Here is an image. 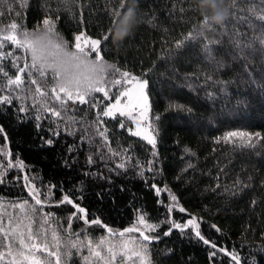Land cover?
I'll list each match as a JSON object with an SVG mask.
<instances>
[{
  "label": "trees",
  "instance_id": "obj_1",
  "mask_svg": "<svg viewBox=\"0 0 264 264\" xmlns=\"http://www.w3.org/2000/svg\"><path fill=\"white\" fill-rule=\"evenodd\" d=\"M231 2L227 0L228 9ZM253 6L259 13L264 0H238L228 10V19L213 25L214 30H204L198 12L189 10L194 8L191 0H139L133 34L119 48L110 41L102 49L106 62L148 81L155 149L131 135L128 118L100 115L112 99L102 93L94 94L96 107L68 101L65 114L51 95L50 71L41 77L31 68L30 49L4 41L0 53L13 55L0 57V97L9 96L12 103L0 104L4 130L0 132V228L7 232L20 225L27 242L31 226L39 235L37 243H47L49 250H56L53 233L61 245L81 241L88 245V240L106 238L99 248L104 252L118 245L111 238L120 236L108 233L104 226L117 233L139 226L138 216L144 215L148 224L158 225L156 232L147 234L160 236L148 245L151 264H235L199 240L191 225L183 234L173 229L171 235H163L173 221L188 225L194 220L201 235L236 255L242 264H264V139L253 136L252 146L223 139L228 132H259L264 137V45L258 39H264L260 30L264 22L250 11ZM110 7L119 8V0L111 4L105 0H28L26 8L21 7V0H6L0 3V36L8 34L3 30L16 22L22 25L21 32L30 34L29 41L52 37L35 31L50 17L56 21L53 35L69 44L82 32L100 38L109 28ZM193 31L203 35L177 49V42ZM31 44L39 58L36 42ZM206 47L215 57L212 62ZM20 68L25 72L20 73ZM16 75L23 79L19 88L7 83ZM33 79L47 96L35 92L38 85L31 83ZM44 104L61 115L43 111ZM48 139L54 143L46 144ZM9 162H22L23 167H8ZM120 164L124 167H117ZM25 177L42 204L29 194ZM65 195L85 209L89 220L98 218L103 226L74 218L70 235L68 218L76 209L60 203ZM25 201L23 208L16 206ZM45 214L51 215L45 219ZM125 235L139 238V233ZM8 245L0 232V252L5 254L0 264L13 259L7 255ZM12 250L27 252L19 248L18 233ZM213 251L216 255L210 258ZM72 252L65 264H101L81 261L85 250ZM37 255L47 257V252ZM17 259L27 264L22 257ZM48 260L55 264L54 257Z\"/></svg>",
  "mask_w": 264,
  "mask_h": 264
},
{
  "label": "snow or ice",
  "instance_id": "obj_2",
  "mask_svg": "<svg viewBox=\"0 0 264 264\" xmlns=\"http://www.w3.org/2000/svg\"><path fill=\"white\" fill-rule=\"evenodd\" d=\"M6 0H0V3H5ZM113 0H105V3L111 4ZM126 3V0H119V8L110 7L107 10L108 15V22H109V28L107 31L102 32V35L100 38L92 39V38H85L83 40V44L81 43L82 38L85 36V34L82 32L78 35H75L74 39L76 41L74 47L75 51H71V45L67 40H64L62 37L59 38L58 43L55 44L56 48V58L48 63L45 61H42L37 56L36 48L31 44V42L28 40V36L30 35L27 31L21 32L20 29L22 28V25H19L16 22L11 23L10 25L6 26L3 30L5 35L0 36V49L4 47V41H11L12 44L16 45L18 48H24V49H30L32 51V57H33V63L31 68L38 72L41 77H45L47 73L51 74V79L54 81V84L51 88V95L55 98L56 101L60 102L61 110L66 114L67 113V104L68 101H71L73 104L79 103L80 105H89L90 107H96L97 105L92 103V101L95 99L94 94L95 93H103L104 96L107 98L109 96V89L106 87V85L109 83L105 79L104 75H101V73L108 68H112L114 72H120L119 68H116L114 65L106 64L104 62V58L101 55V51L104 47H107L109 45V42L111 41V32L109 31L111 24L114 22L115 18H118V16L123 12L124 5ZM238 0H232V2L229 5V11H232L237 6ZM28 4V0H21V7L26 8ZM139 0H137V10H138ZM190 11H195V8H190ZM181 11L183 12L184 9L182 8ZM251 12L256 14L257 19L261 22H264V7L260 8L259 13L256 12V7L253 6L250 9ZM17 16L20 15V12L16 13ZM3 13L0 12V16H2ZM58 19V17H57ZM228 19L227 17L225 20ZM83 22V21H81ZM200 28L204 30H214L212 25H208L205 20L199 21ZM42 24L44 27L45 35L47 34H55V24L56 21H53L50 17H45L42 21ZM260 30L262 35H264V23L260 25ZM34 35V34H33ZM58 36V34H56ZM200 35H203V32H190L188 37H185V40L178 41L176 44L177 49H181L182 47L188 45L191 43L192 39L198 38ZM23 37V39H20L18 37ZM259 39V42L264 45V39ZM239 46V45H238ZM249 47L251 45H248ZM208 59L210 62L215 60V57L212 55L211 50L206 47L205 49ZM93 54L95 55V59L92 58ZM13 53L9 52L7 54L0 53V57L7 58V56H12ZM19 59V58H17ZM39 63V66H38ZM13 66H15V61L13 62ZM28 66L25 65V68ZM25 68H20L19 72L24 73ZM70 69H74V71L70 72ZM2 71V69H0ZM5 76H7V73H4ZM107 75H111V73H108ZM121 77L125 78V82H136V87L138 89V94L135 97V104L136 106L140 107L141 113L140 117L141 119L144 118L145 114L147 113L149 109V98L148 95L145 93V89L148 86V81L146 79H140L135 76H132L129 72L124 71L120 72ZM130 78V79H129ZM9 86H15L19 88L23 84V79L21 75H16L15 79L9 78L7 81ZM32 84H37L38 86L35 89V92L39 94L41 97H45L48 95V93L42 91L41 86H39L38 81L36 79H33L31 81ZM122 83L121 79H114L111 81L112 85H120ZM61 93L63 94V97L61 96ZM121 96H128L129 97V104H132L133 97L131 95V92L129 90H125L120 93ZM12 99L9 96H2L0 97V104H11ZM128 107V105H125L124 107L120 106V99H116L115 104H110L108 107H106L100 115L104 117H113L115 113L119 112V115L121 116H130V113L127 112L125 109ZM170 108L176 107L178 110H185L183 108H180V106H169ZM41 109H38L40 111ZM43 111H49L51 112L52 116L59 117L61 115V111L53 110L52 108H49L46 104L42 105ZM20 111H25L24 108H21ZM189 113L192 111L191 108L186 109ZM131 118V117H130ZM37 120L41 119V116L37 115ZM71 119V118H69ZM157 120L159 117L156 118ZM74 122V121H72ZM39 127V125H37ZM121 128L124 127L123 122H121L120 125ZM151 127V125H150ZM3 128L0 127V132H3ZM131 135L134 136H141L142 135V129L138 131H131ZM54 135H59L58 132H55ZM101 136H104V132H100ZM253 136L257 139H264V137H261V134L259 132L255 134L251 133H245V132H228L223 139L225 141L231 142V138L240 137L244 138L247 137V141H245V146H252V140ZM144 140L147 141L148 144L153 146V149H155L157 140L155 135L153 134H144L142 136ZM46 144L52 145L54 143L53 140L48 139L45 141ZM10 155V154H9ZM153 155L155 156L156 153L153 151ZM93 161L91 158H89V163H92ZM8 167H23L22 162L18 163L16 165L9 162ZM117 167H124L123 164L117 165ZM151 170V169H149ZM26 180V186L29 187V194L33 196L35 199L36 204H42V201L37 198L39 196V193L35 190L34 187L31 185H27V177H25ZM2 182V180H0ZM153 188L156 187V185H152ZM160 190L157 189V192ZM172 200L175 201L176 197L173 195ZM28 202L25 201L24 204L16 205L17 207L23 208L24 205H26ZM60 203H67L73 206V208L76 209L75 212L71 213L69 216V234L71 233V222L75 219H83L84 224L86 225H102V221L98 218L89 220L87 218V213L85 212V209L80 207L79 205L75 204L72 199H69L67 195L64 196L63 200ZM181 211H184V209H180ZM34 211H36L34 209ZM79 214H84L82 217ZM51 214H45V219H47L48 216ZM168 222V221H165ZM138 225H133L132 227L124 229L122 232L119 233L121 237L125 235V233H139V238L135 240H130L127 243H123L120 245H112L108 248V252L111 254V260L115 261L117 259V256L121 257L122 259L127 255V253H131V255H127L128 259H132L135 257L140 261V264H151V260L149 259V252H148V245L154 241L159 240L160 236L159 234L152 236L147 234L148 232H156L158 225L155 224H148L146 221V218L144 215L138 216ZM188 225L192 226L193 231L196 234V237H198L199 240L203 241L205 245H209L212 248H216V245L211 242L209 239H206L203 235H201L198 225L195 223L194 220H190L188 222ZM188 225H181L176 222H171V227L168 229V231L164 232V236H169L172 234L173 229H179L181 233H184V229L188 227ZM142 226V227H141ZM215 227V225H213ZM108 231L111 233L112 230L108 229ZM219 231V229H217ZM0 232H4V239L9 241L8 245V251L7 255L12 256L13 259L10 262V264H22V261L20 259H17V256L22 257L24 262H27V264H50V261L48 260V257L56 256V264H61L62 259L67 258L68 261L71 260V257L74 255L72 252V249L77 247L76 243L69 242L67 244L61 245V243L58 241V237L55 233L52 235V239L54 241H57L55 244L56 251H49V246L47 243H37V240L39 239L38 234H34L32 231L31 226L28 227L27 231V242L25 240V233L21 230L20 225H17L16 227L10 228L7 232L3 228H0ZM18 233V239H19V248L20 249H26L27 252L19 251L18 253L13 252V247L15 244V239L17 238ZM82 234V233H81ZM80 235V234H77ZM104 241H101V244H103ZM129 244L132 245L131 248H129ZM92 241L88 242L89 248H91ZM119 248L120 251H117L116 249ZM219 251L224 252V249H219ZM47 252V257L37 255V253H44ZM228 255H232V259L235 261V264H241L240 259L231 253H225ZM93 255L95 256H101V253L98 251H93ZM216 252H210L209 256L210 258L215 257ZM5 254L3 252H0V260L4 259Z\"/></svg>",
  "mask_w": 264,
  "mask_h": 264
},
{
  "label": "rangeland",
  "instance_id": "obj_3",
  "mask_svg": "<svg viewBox=\"0 0 264 264\" xmlns=\"http://www.w3.org/2000/svg\"><path fill=\"white\" fill-rule=\"evenodd\" d=\"M44 27L45 26L43 25V27H39V29H37L35 31L42 32L45 34ZM38 32L35 33L37 36L41 34ZM47 35L52 36V37L38 36V37L30 40V42H36V46L39 50V58L42 61L50 63L56 58L57 53H56V48L54 46L56 43H58L60 41H59V38L55 37L53 34H47ZM85 38H91V37L85 35L82 38V41H81L82 44H83V40ZM92 39H95V38H92ZM75 43H76V41L74 39L73 42L70 44L71 45V48H70L71 51H75V47H74ZM92 58L95 59L94 54H93ZM104 62L106 64H109L105 60H104ZM71 71H74V69H70V72ZM120 72H124V71H120ZM120 72H114L112 68H108V69H105L101 73V75H104L105 79L107 81H109V83L106 85V87L109 89L108 98H112L108 102L106 107H108L110 104H115L116 99L119 98L121 107L128 105V107L125 110L130 113V116L126 115L124 117L128 118L131 121L130 130L131 131H138V130L142 129L143 130L142 135L139 136L141 138L144 134H153L154 135L153 127H152V121H151L150 103H149V109H148L147 113L145 114L144 118L141 119V117H140L141 109H140V107L136 106V104H135V97L138 94L136 82L135 81L125 82V78L121 77ZM108 73H111V75H107ZM114 79H121L122 83L120 85H112L111 81ZM125 90H129L131 92V95L133 97V101H132L131 105L129 104V97L128 96H121L120 95V93L125 91ZM144 91L147 94V90L145 89ZM115 115H119V112L115 113ZM150 125H151V127H150ZM233 140H234V143L236 144V143L247 141V137H244V138L235 137V138H233ZM104 239H106V238H102V239L97 240V241L88 240V242L92 241V245H91L92 247L91 248L88 247V245L85 243V241H81V243L77 242L76 243L77 247L75 248L77 253H82V251H84V250L87 253V254H85V257L81 258V261H83L85 263L89 259H92V260L99 261L101 264H129V263L130 264H140V261L138 259H136L135 257H133L132 259L127 258V255H131L130 252L127 253V255L123 259L121 257L117 256V259L115 261H112L111 260V254L108 251L102 252L99 249L100 247L103 246V244H101V241H104ZM111 239L113 242L119 241L118 245L123 244V243H127L130 240H135V238H133L132 236H129V235H124L123 237L119 236L118 238H111ZM131 247H132V245L129 244V248H131ZM49 251H56V250H49ZM93 251L100 252L101 256L98 257V256L93 255ZM118 251H120V249ZM89 252L91 253V255L89 254ZM52 257H54V262L56 264V256H52ZM65 259L66 258L62 259L61 264H65Z\"/></svg>",
  "mask_w": 264,
  "mask_h": 264
},
{
  "label": "clouds",
  "instance_id": "obj_4",
  "mask_svg": "<svg viewBox=\"0 0 264 264\" xmlns=\"http://www.w3.org/2000/svg\"><path fill=\"white\" fill-rule=\"evenodd\" d=\"M191 3L208 25H221L228 15L227 0H191ZM137 24V0H126L123 12L109 29L113 46L119 48L133 34Z\"/></svg>",
  "mask_w": 264,
  "mask_h": 264
},
{
  "label": "water",
  "instance_id": "obj_5",
  "mask_svg": "<svg viewBox=\"0 0 264 264\" xmlns=\"http://www.w3.org/2000/svg\"><path fill=\"white\" fill-rule=\"evenodd\" d=\"M189 226V225H188ZM104 228H105V230L108 232V233H110L109 231H108V227L107 226H104ZM123 230H120L119 232H117L116 234H119L120 232H122ZM194 232V231H193ZM195 233V232H194ZM111 234H115V233H113V232H111ZM216 249L217 250H219V249H224L225 251L224 252H222V251H220V252H222L223 254H225L226 252L227 253H230L227 249H225V248H222V247H218V246H216ZM232 254V253H231ZM225 255H227L228 257H230L231 259H232V255H228V254H225ZM233 260V259H232ZM234 261V260H233ZM235 262V261H234ZM242 264V263H241Z\"/></svg>",
  "mask_w": 264,
  "mask_h": 264
}]
</instances>
